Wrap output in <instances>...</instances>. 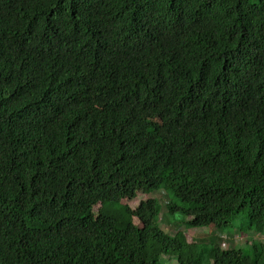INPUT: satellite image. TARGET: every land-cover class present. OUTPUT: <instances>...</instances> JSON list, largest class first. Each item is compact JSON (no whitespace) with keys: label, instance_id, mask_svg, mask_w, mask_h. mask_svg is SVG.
<instances>
[{"label":"trees","instance_id":"1","mask_svg":"<svg viewBox=\"0 0 264 264\" xmlns=\"http://www.w3.org/2000/svg\"><path fill=\"white\" fill-rule=\"evenodd\" d=\"M157 190L264 233V0H0V264H264Z\"/></svg>","mask_w":264,"mask_h":264},{"label":"rangeland","instance_id":"2","mask_svg":"<svg viewBox=\"0 0 264 264\" xmlns=\"http://www.w3.org/2000/svg\"><path fill=\"white\" fill-rule=\"evenodd\" d=\"M250 1L255 2L257 0H250ZM159 191L160 190L153 191L150 194L139 192L136 199L134 200L125 199L122 200V203L128 204L131 208H135L141 200H145L147 197L157 198L161 206V212L159 215V222L161 228L165 232L170 234H174L178 230H182L189 241L192 240L201 241L202 240L201 238H204V240L207 241L213 240L215 242L214 239H210V238H218V241L216 239V242L219 243V245L224 249H228L232 247L238 248V247L248 246L251 245L254 239H261L262 241H264V233L260 234L255 232V233L246 234L248 231L247 230L248 221L243 213H240L239 215L235 216L229 225L219 230L213 229L211 227L187 229L182 224L184 217L180 212H175L173 214L166 212L165 204L168 202L169 196L165 192L163 191L159 192ZM100 207H101V203H98L95 206V210L98 211ZM239 230L242 232H240ZM219 236L222 237L219 238ZM161 261L163 264H178L175 258L168 256H163Z\"/></svg>","mask_w":264,"mask_h":264}]
</instances>
